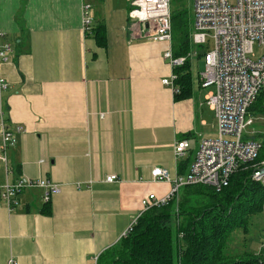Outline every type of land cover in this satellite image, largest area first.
I'll return each mask as SVG.
<instances>
[{"label":"crops","instance_id":"crops-1","mask_svg":"<svg viewBox=\"0 0 264 264\" xmlns=\"http://www.w3.org/2000/svg\"><path fill=\"white\" fill-rule=\"evenodd\" d=\"M83 4L92 25H104L105 46L84 31ZM129 6L0 0V46L11 47L0 59V109L15 139L4 147L0 136V185L43 179L60 186L49 214L41 212L40 187H24L11 209L0 196V264L10 257L17 264H92L136 220L145 195L169 193L171 181L154 180L151 170L186 174L200 140L216 136L205 103L210 88L199 81L203 50L196 55L201 69L190 58V72L192 63L197 71L190 96L174 99L162 82L172 73L163 57L168 45L130 37ZM183 138L189 147L177 158L173 146ZM108 175L117 179L107 182Z\"/></svg>","mask_w":264,"mask_h":264},{"label":"built area","instance_id":"built-area-1","mask_svg":"<svg viewBox=\"0 0 264 264\" xmlns=\"http://www.w3.org/2000/svg\"><path fill=\"white\" fill-rule=\"evenodd\" d=\"M172 0H130L127 12L130 23V37L149 41H163L168 47L163 57L170 66L182 65L188 56H174L171 28ZM89 5L83 4V27L88 31L92 25L88 14ZM193 27L190 39L193 45L202 47L204 67L199 72V81L210 90L205 95V103L213 110L217 134L202 138L190 165L184 175L171 177L165 167L156 166L151 170L154 180L171 181V189L164 197L148 193L141 199L142 211L164 205L186 185H210L216 190L227 186L230 177L244 164L254 160L261 148V141L244 138V129L252 124L246 119L249 107L260 93H264V52L256 57L254 45L264 46V0H193ZM11 51L9 44L0 46V59L7 58ZM172 72L162 82L169 85L173 93L178 91ZM6 83L0 79V93ZM17 131L21 128L17 127ZM0 136L3 146L14 144V136L3 119L0 109ZM189 147L186 138L175 141L173 150L177 158L185 155ZM254 170L252 178L264 180V160ZM115 175H108L105 181H115ZM24 187L43 189L42 200L49 202L52 195L60 191V186L48 180L32 181L19 179L13 183L0 185V196L11 209L17 203L16 196ZM135 221V220H134ZM128 229L123 235L130 229ZM260 260L264 264V241L260 244ZM4 264H17L10 257ZM92 264H97L94 257Z\"/></svg>","mask_w":264,"mask_h":264},{"label":"trees","instance_id":"trees-1","mask_svg":"<svg viewBox=\"0 0 264 264\" xmlns=\"http://www.w3.org/2000/svg\"><path fill=\"white\" fill-rule=\"evenodd\" d=\"M192 17L184 8L171 7L172 50L174 56H188L193 48L190 34ZM86 34H93L99 46H105L103 24L91 25ZM173 83L178 91L174 99L190 96L192 77L190 59L172 68ZM264 115V93H260L248 112ZM264 137V133H258ZM264 160V140L257 157L244 164L230 177L227 186L216 190L210 185H186L176 199L142 211L130 229L97 257V264H256L264 241V223L257 219L258 251L246 248L232 253L229 244L236 231L243 235L256 217H264V180L252 178ZM185 162H179L180 170ZM50 203L41 212L49 214ZM249 244V243H248ZM247 244V246H248Z\"/></svg>","mask_w":264,"mask_h":264},{"label":"rangeland","instance_id":"rangeland-1","mask_svg":"<svg viewBox=\"0 0 264 264\" xmlns=\"http://www.w3.org/2000/svg\"><path fill=\"white\" fill-rule=\"evenodd\" d=\"M192 5H193V0H172L171 1V6L175 8H184L188 12H190V14L192 12ZM196 49L200 50L202 49V47L193 48V50H196ZM263 52H264V46H258L257 44L254 45V55H256V57L259 56ZM193 60H195V64L196 62H198L199 67L201 69L202 68V61H201L202 58L199 56H196L195 53H192L191 62ZM191 73L194 76H196L197 74L196 65H194L193 63L191 66ZM248 118H252V120L254 121L251 125H248L244 129L243 133L246 135L247 138L264 140V137L261 138L257 134H253V132H255L257 129H264V127H262L264 126V115H259L256 110H252L248 112L246 119ZM257 133H264V130H258ZM260 218L262 219L264 223V217H260V216L256 217L254 219L255 223L249 226V232L245 234V236L243 235L242 231L240 230L236 231L232 242L229 244V249L232 253H239L244 249L246 250L247 247L251 251L253 250L258 251L259 245L255 243V241L259 237V226L257 225L256 222H257V219L260 220Z\"/></svg>","mask_w":264,"mask_h":264},{"label":"water","instance_id":"water-1","mask_svg":"<svg viewBox=\"0 0 264 264\" xmlns=\"http://www.w3.org/2000/svg\"><path fill=\"white\" fill-rule=\"evenodd\" d=\"M261 170H262V172H264V167H262V169H261Z\"/></svg>","mask_w":264,"mask_h":264}]
</instances>
